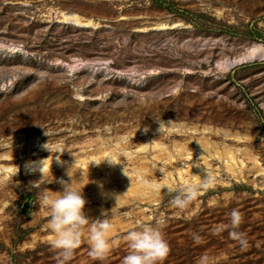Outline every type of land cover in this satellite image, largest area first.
Instances as JSON below:
<instances>
[{"label":"rangeland","instance_id":"rangeland-1","mask_svg":"<svg viewBox=\"0 0 264 264\" xmlns=\"http://www.w3.org/2000/svg\"><path fill=\"white\" fill-rule=\"evenodd\" d=\"M106 147L127 174L107 181L110 164L77 160ZM53 155L59 167L24 169ZM0 165V264H121L127 231L157 222L160 264H264V0H0ZM67 172L85 215L111 225L102 258L86 229L67 260L51 245L38 194L62 190ZM205 172L213 183L182 210L138 178L178 189Z\"/></svg>","mask_w":264,"mask_h":264},{"label":"clouds","instance_id":"clouds-1","mask_svg":"<svg viewBox=\"0 0 264 264\" xmlns=\"http://www.w3.org/2000/svg\"><path fill=\"white\" fill-rule=\"evenodd\" d=\"M158 122L160 130L164 121L158 120ZM60 151L62 150L57 149V152ZM121 155L126 156L127 153L122 152ZM105 159L110 164L118 163L113 162L110 157H105L101 161ZM159 171L163 173L161 178H164V170L159 168ZM205 173L206 175L199 184L188 183L178 189L142 176L138 178L149 190L161 191L162 188H166V193H175L171 196L170 202L174 207L182 210L196 198L201 189L213 183L214 178L212 175L208 172ZM67 175L70 178L69 181L63 179L58 181L62 185V190L52 191L48 189L38 194L37 204L39 207L45 208L49 213L48 225L53 233L51 245L58 250L62 260H67L73 249L80 244L82 232L86 229L88 255L93 258H102L111 250V241L108 236L111 225L105 217V212H102L101 216L95 219L85 215V199L82 195V190L78 191L73 186L68 172ZM33 186H36L35 183H33ZM229 215V227L235 229L240 221V213L233 209ZM124 240L128 251L122 257L121 264H160L169 251L167 241L164 239L158 222L139 224L137 227L127 231ZM241 243H243V240H241ZM197 264H208V258L205 255H201Z\"/></svg>","mask_w":264,"mask_h":264},{"label":"bare ground","instance_id":"bare-ground-1","mask_svg":"<svg viewBox=\"0 0 264 264\" xmlns=\"http://www.w3.org/2000/svg\"><path fill=\"white\" fill-rule=\"evenodd\" d=\"M62 16L64 17V20H66V21H68V22H71V23H74V24H78V25H90V24H92L93 22L90 20V19H83L79 14H77V13H75V12H63L62 13ZM160 26L161 27H165L166 25L165 24H160ZM5 46V45H4ZM6 48H8V47H6ZM13 49H15V46H13L12 47ZM255 51V47H252V49H251V53H253ZM71 68L73 69V68H75V66H71ZM168 124H170V128L169 127H167V129H168V131H177V130H180V129H182V126H181V124H179V123H168ZM184 127L186 128V126L184 125ZM159 128V127H158ZM218 131L221 133V134H223V135H225V136H227L228 135V133L226 132V131H224V130H220V129H218ZM156 146H159V144L157 143L156 144ZM197 146H198V144L196 145V144H193L192 146H191V148L193 149V152H194V149L195 148H197ZM162 147V146H161ZM166 147V146H165ZM165 147H164V149L163 150H165ZM182 147H185L184 145H182ZM56 148L57 149H61V147H60V145H56ZM142 148H144V146L142 145ZM189 149H190V147L186 150V152L185 153H190V151H189ZM196 150V149H195ZM207 150H209V148H207ZM226 150V149H225ZM102 152L101 153V155H99L97 152ZM125 152H127V151H125ZM166 152V151H165ZM215 152H217V153H219L218 154V157H223V155H222V151H215ZM94 154H91V155H87L86 157H88L87 159H86V157H82V158H79V159H77L80 163H82L83 165L84 164H86L85 166H82V167H89V166H91V168H94V165H102L103 163H106V164H110L108 161H107V159H105L104 161H101V160H103L105 157H110L112 160H113V162H115V160H116V157H114V155H116L115 153H113V149L112 148H110V150H109V152L107 151V147L106 148H104V149H98V150H96V152H93ZM167 153V152H166ZM195 153H199V152H195ZM10 154H8V155H6V156H9ZM167 155H168V153H167ZM225 156H227L228 157V160L226 161L227 163V166L230 168V169H232L233 170V166H232V164L231 163H229V160H233L236 156H235V153L231 150V149H229V150H226V155ZM164 156H162V158H163ZM168 157H170V155L168 156ZM249 158L252 160L253 159V157L251 156V155H249ZM62 159V158H61ZM255 159V158H254ZM64 160H62V161H59L58 160V157L56 156V155H53V156H45V157H42V158H40L39 157V159L37 158L36 160H30V161H27V162H25L24 163V169H29L31 172L32 171H35L37 174L39 173V174H43V173H46V172H48L49 170H51L52 168H54V167H59V165L63 162ZM101 161V162H100ZM241 161V163H243V159H241L240 160ZM94 162H96V163H99V164H96V163H94ZM118 164V163H117ZM117 164H110L109 166L110 167H112L113 169L112 170H106L107 171V181H108V179L109 178H113V177H116V175H125V174H127V172H126V170L125 169H123V170H121V169H119L118 167L117 168H115V166L117 165ZM1 167H4L5 165H0ZM0 167V168H1ZM7 168H9V170L11 169V171H13V172H15V166H6ZM39 167H40V171H39ZM259 169H263L264 170V168L263 167H260ZM186 172V174H190V177H187V178H189V181L191 180V181H193V180H196L197 178H201V176H199V175H197L196 173H194L190 168L188 169V170H186L185 171ZM171 172H169V174H170ZM180 174H182V178L184 177V173H183V171L181 170V173ZM194 175H196V177L194 176ZM194 176V177H193ZM191 178V179H190ZM128 185V184H127ZM101 187V185H98L97 186V184L94 182V188L95 189H99ZM142 186H140L139 188H141ZM111 192V191H110Z\"/></svg>","mask_w":264,"mask_h":264}]
</instances>
